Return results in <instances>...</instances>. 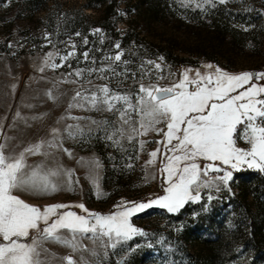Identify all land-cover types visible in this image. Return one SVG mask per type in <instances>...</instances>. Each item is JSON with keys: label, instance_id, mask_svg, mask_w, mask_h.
Listing matches in <instances>:
<instances>
[{"label": "rangeland", "instance_id": "rangeland-1", "mask_svg": "<svg viewBox=\"0 0 264 264\" xmlns=\"http://www.w3.org/2000/svg\"><path fill=\"white\" fill-rule=\"evenodd\" d=\"M145 1L106 0V5L115 4L111 14L118 23V34L110 38L109 31L101 25L107 24L99 18L100 12L89 8L87 0H46L42 9L29 5V0H0V122L3 123V131L15 137L11 145L19 141L22 147L30 140L47 136L50 126L63 128L64 124L76 123L64 119L59 125L56 124L57 118L65 113L76 84H60L59 91L64 95L56 103L45 95V90L53 88L52 82L62 74L76 67L91 65L82 58L78 64L73 58L56 70L38 71L43 55L52 49V44L46 43V39L53 41L56 49L63 53L71 37L76 43L77 55L88 49L90 56L96 57L97 66L105 51H114L112 45L119 40L121 48L126 50L123 58L129 61L131 71L137 73V80L141 60L157 59L161 55L165 64L161 74L165 77L169 72H174L177 74L175 78H178L179 72L188 67L204 71L203 66L209 62L231 72L264 70V0H226L224 4L217 2L215 7H207V11L183 7L180 0H152L155 6L153 12ZM93 28L102 30L103 42L100 40L101 33L90 31ZM45 32L50 34L47 38ZM76 32L80 36L73 35ZM85 36L88 37L87 44L83 43ZM85 78L92 79L93 83L106 82L87 74ZM152 78L155 79V76ZM118 79L122 81L121 90L131 88L135 91L131 72L127 79L113 77L110 86L115 88ZM172 80V77H168L160 83L168 84ZM12 85H15V89ZM53 92L55 94V88ZM18 109L27 119V125L24 119H17L15 127L9 128ZM70 111L73 115L91 117L96 121L107 119L112 127L120 126L116 113L78 108ZM42 112L48 113L44 119H31L34 114ZM79 123L94 131L76 140L65 139L64 146L73 152L71 158L55 150L47 158L28 157L29 163L46 159L48 166L62 162L66 167L73 168V179L79 180L76 190H64L44 197L23 192L16 194L36 204L83 202L90 210L102 213L113 210V205L119 203L121 197L139 201L148 199L150 193L162 194L158 171L154 173V178L149 176L145 182V161L149 151L157 147L159 137L156 134L149 133L142 137L146 141L143 150L135 141L126 139L117 147L105 139V131L96 130V125L87 120ZM93 156L99 158L101 165L95 170L104 193L99 197L86 176L89 168L77 163L80 157ZM155 168L159 169V163ZM147 171L153 173L152 166ZM229 184L230 192L227 189H222L219 194L213 192L215 198L211 202H190L178 213H168L166 209L153 206L134 214L132 222L144 229L147 235H137L123 246L109 248L107 257L102 256V264H117L121 258L123 264H208L205 255L207 243L228 225L226 221L230 219L222 221V217L229 215V226L238 221V213L244 209L241 193L247 192L248 202H252L257 193L264 197V172L257 169L244 167L233 170ZM204 203H209L207 211L202 210ZM193 213L197 215L193 216ZM261 241L260 251L253 248L245 251L244 245L236 242L234 257L226 258L222 264H264V240ZM82 243L89 248L93 246L87 237L82 238ZM46 247L57 253L58 257L70 251L53 242H47ZM129 247L133 248L130 253ZM74 255L79 259V252ZM83 255L90 261L94 260L88 252ZM53 264H57V260L54 259Z\"/></svg>", "mask_w": 264, "mask_h": 264}, {"label": "snow or ice", "instance_id": "snow-or-ice-1", "mask_svg": "<svg viewBox=\"0 0 264 264\" xmlns=\"http://www.w3.org/2000/svg\"><path fill=\"white\" fill-rule=\"evenodd\" d=\"M217 2L224 4L226 0H180L183 7L204 11L209 6L215 7ZM90 31L101 33L103 42L101 29ZM44 35L47 38L50 34ZM73 35L80 36V33ZM46 43L52 44V49L43 55L38 71L56 70L73 58L78 64L82 58L91 66L76 67L54 80L55 94L53 88L45 90V95L56 103L64 95L59 91L60 84H76L67 109L56 124L64 119L76 123L64 124L63 128L50 126L47 136L30 140L21 147L19 141L10 144L15 137L4 132L0 122V264H53L54 259L57 264H102V256L107 257L109 248L123 246L137 235H147L132 222L134 214L153 206L178 213L190 202H211L215 198L213 192L219 194L222 189L230 192L233 170L247 167L264 172V70L231 72L209 62L203 66L204 71L188 67L179 72L178 78L174 72L165 77L161 74L165 67L161 55L157 59L141 60L137 80V73L131 71L129 61L123 58L126 50L121 48L119 40L112 45L114 51L106 50L100 57L99 66L88 49L77 55V46L71 37L63 53L53 41L46 39ZM83 43H88L87 36L83 37ZM129 72L135 91L121 90L123 85L119 79L115 88L110 86L113 77L127 79ZM85 74L106 82L93 83ZM168 77L173 78L171 83H160ZM73 108L116 113L120 126L112 127L107 119L96 121L73 115L70 111ZM47 115L42 112L31 119L42 120ZM17 119H24L27 125V119L18 109L8 127L14 128ZM81 120L96 125V130L105 131V139L117 147L126 139L135 141L143 150L146 141L142 137L156 134L157 147L149 151L145 161V182L158 171L162 194L150 193L148 199L139 201L121 197L107 213L90 210L83 202L30 203L16 194L44 197L76 190L79 180L73 179V168L62 162L48 166L46 159L29 163L28 157L47 158L55 150L71 158L73 152L64 146L65 139L76 140L94 131L79 123ZM77 163L89 168L86 176L97 196L104 195L95 175V170L101 167L99 158L80 157ZM157 163L159 169L155 168ZM149 166L153 173L147 171ZM208 207L209 203H204L202 210L207 211ZM84 237L92 242L91 248L82 243ZM47 242L70 251L58 257L46 247ZM132 251L129 247L128 252ZM77 252L79 259L74 255ZM84 252L94 260H88ZM117 264H123V258Z\"/></svg>", "mask_w": 264, "mask_h": 264}, {"label": "trees", "instance_id": "trees-1", "mask_svg": "<svg viewBox=\"0 0 264 264\" xmlns=\"http://www.w3.org/2000/svg\"><path fill=\"white\" fill-rule=\"evenodd\" d=\"M145 2L148 9L153 12L155 9L153 1L146 0ZM28 3L37 9H42L46 0H29ZM87 6L96 12H100L99 18H102L107 24H101L102 27L109 31L110 38L116 37L118 23L111 14L115 4L112 2L106 5V0H87ZM127 37L130 38V34ZM259 185L255 184L258 187ZM241 195L244 200V209L238 213V221L229 226L231 221L229 215L222 217V221H226L227 218L230 219V221H226L228 225L223 227L215 239L207 243L205 255L208 264H222L226 258L234 257L236 242L243 244L245 251L250 248L260 251L261 240H264V197L257 193L253 201L248 202L249 195L247 192L243 191Z\"/></svg>", "mask_w": 264, "mask_h": 264}]
</instances>
